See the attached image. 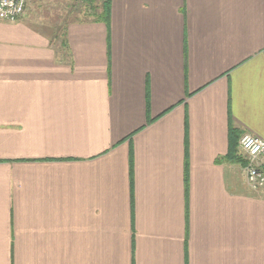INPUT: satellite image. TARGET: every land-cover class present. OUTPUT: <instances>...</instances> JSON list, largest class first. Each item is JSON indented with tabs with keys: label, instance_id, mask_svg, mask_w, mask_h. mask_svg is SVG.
<instances>
[{
	"label": "crops",
	"instance_id": "crops-1",
	"mask_svg": "<svg viewBox=\"0 0 264 264\" xmlns=\"http://www.w3.org/2000/svg\"><path fill=\"white\" fill-rule=\"evenodd\" d=\"M244 135L264 138V0L0 20V264H264Z\"/></svg>",
	"mask_w": 264,
	"mask_h": 264
},
{
	"label": "built area",
	"instance_id": "built-area-1",
	"mask_svg": "<svg viewBox=\"0 0 264 264\" xmlns=\"http://www.w3.org/2000/svg\"><path fill=\"white\" fill-rule=\"evenodd\" d=\"M28 0H0V20L16 21L26 13ZM241 147L247 161L248 186L264 194V138L244 135Z\"/></svg>",
	"mask_w": 264,
	"mask_h": 264
},
{
	"label": "rangeland",
	"instance_id": "rangeland-1",
	"mask_svg": "<svg viewBox=\"0 0 264 264\" xmlns=\"http://www.w3.org/2000/svg\"><path fill=\"white\" fill-rule=\"evenodd\" d=\"M88 3L82 0H29L26 12L33 9L35 14L50 20L96 21L97 14L93 15V8ZM93 6L96 13L101 12V0H94Z\"/></svg>",
	"mask_w": 264,
	"mask_h": 264
},
{
	"label": "trees",
	"instance_id": "trees-1",
	"mask_svg": "<svg viewBox=\"0 0 264 264\" xmlns=\"http://www.w3.org/2000/svg\"><path fill=\"white\" fill-rule=\"evenodd\" d=\"M93 1L94 0H82V2H89V6L91 5V8H93V15H96V21L103 22L105 23L108 27L110 25L111 21V5H112V0H101V7L102 10L99 13H96V7L93 6ZM236 131L232 130L231 137L236 136L235 134Z\"/></svg>",
	"mask_w": 264,
	"mask_h": 264
}]
</instances>
